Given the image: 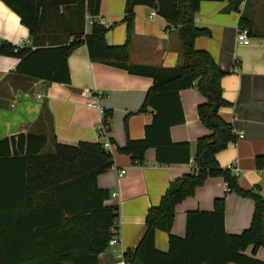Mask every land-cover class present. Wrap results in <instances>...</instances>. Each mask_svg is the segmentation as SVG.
Wrapping results in <instances>:
<instances>
[{"label":"trees","instance_id":"trees-1","mask_svg":"<svg viewBox=\"0 0 264 264\" xmlns=\"http://www.w3.org/2000/svg\"><path fill=\"white\" fill-rule=\"evenodd\" d=\"M29 29L32 47L0 41V55L21 59L18 72L36 79L70 83L69 57L86 44L90 59L150 76L154 82L140 111L152 108L153 119L141 139L127 137L119 147L136 164L145 161L148 149L156 150L160 165L189 163L191 145L174 142L171 128L185 122L180 91L196 86L206 98L198 115L209 130L197 140L190 172L172 180L159 204L149 208L146 231L135 248L123 253L125 264H264L256 256L264 248V197L257 190L238 185V177L220 165L217 154L236 142L232 124L220 115L230 105L223 95L226 75L212 55L195 46L208 34L195 23V14L204 0H127L125 21L132 25L134 6L143 4L164 17L168 28L179 31L183 64L156 67L130 62L128 43L111 45L109 27L88 18H97L102 0H2ZM247 27V25L242 24ZM110 113L104 124L110 130ZM47 137L20 133L0 139V264H96L114 237L117 205L105 203L111 196L98 185V176L114 164V156L101 142L70 145L56 142L45 151ZM258 169L264 167V153L256 156ZM222 176L232 191L254 199L251 224L240 233L226 230L224 197L214 200L212 210H190L186 233H172L176 205L195 194L209 177ZM169 233V249L156 247V232ZM253 246L252 254L245 253Z\"/></svg>","mask_w":264,"mask_h":264},{"label":"crops","instance_id":"crops-1","mask_svg":"<svg viewBox=\"0 0 264 264\" xmlns=\"http://www.w3.org/2000/svg\"><path fill=\"white\" fill-rule=\"evenodd\" d=\"M126 2L102 0L100 14L95 19L88 18L86 32H91L93 20L104 22L109 27L106 34L109 44L128 43L131 63L181 66L183 46L179 31L168 28L163 16L143 4L134 6L132 25L128 28ZM195 23L209 32L197 37L195 46L207 50L226 72L222 88L230 105L222 107L220 115L232 124L236 134L244 132V138L229 144L217 154V159L224 168L238 164L241 168L238 185L257 190L264 197V176L255 162L256 156L264 153V0H204L195 14ZM242 24L250 29L248 45L237 42L238 27ZM3 40L34 48L30 31L20 16L0 0V41ZM20 61L18 57L0 55V139L20 133L45 135L47 152L54 150L56 142L70 145L100 142L97 128L104 123V116L90 103L101 95L99 104L110 113L108 136L114 164L98 176V185L110 191L105 203L118 206L119 224L114 235L116 243L100 254L96 264H122L123 253L135 248L146 231L149 208L159 204L172 180L192 170L197 140L209 133L198 115V106L206 98L196 86L180 91L185 122L172 126L171 138L174 142L190 143L189 163L160 165L156 150L150 148L145 161L136 164L131 155L119 152L118 148L126 144L128 136L143 138L145 127L152 122V108L140 111L153 85L152 77L92 61L86 44L77 47L69 57V84L22 74L17 70ZM124 123L125 134L121 132ZM122 169L126 173L120 176ZM218 197L225 198V225L229 233H240L250 226L254 199L227 191L225 179L215 176L176 205L172 233L184 236L187 212L212 210ZM156 247L161 251L169 249V233L156 232ZM252 250L253 246H249L245 253L250 255ZM256 256L264 260V248H259Z\"/></svg>","mask_w":264,"mask_h":264},{"label":"built area","instance_id":"built-area-1","mask_svg":"<svg viewBox=\"0 0 264 264\" xmlns=\"http://www.w3.org/2000/svg\"><path fill=\"white\" fill-rule=\"evenodd\" d=\"M102 24L105 25L104 22H101ZM237 42L241 45H248L250 44L251 42V34H250V29L248 27H245V26H242L240 25L238 27V32H237ZM39 96H42L41 94ZM101 95H98L97 98H95V102H91L90 105H93V106H97L102 115L104 116L105 115V109L99 104V99H100ZM109 129L108 127L102 123L100 124V126L97 128V136L99 138H102V140L100 141L103 145V147L106 149V150H110L111 151V147H112V142L111 140L109 139ZM237 139H242L244 138V132L243 131H240L239 133H237ZM237 140V141H238ZM233 175L235 176H239L241 174V168L238 164H230L228 167H227ZM260 172L262 173V175L264 176V167L259 169ZM126 173V170L125 169H122L119 171V175L120 176H123L124 174ZM226 190L227 191H231V188L229 186V184L226 182ZM113 197L116 196V193H113L112 194ZM114 227H113V231L116 232L117 231V226L119 224V218H117L114 222ZM116 243V239L113 237L110 242H109V246H113L114 244ZM122 264H125L124 261H122Z\"/></svg>","mask_w":264,"mask_h":264},{"label":"rangeland","instance_id":"rangeland-1","mask_svg":"<svg viewBox=\"0 0 264 264\" xmlns=\"http://www.w3.org/2000/svg\"><path fill=\"white\" fill-rule=\"evenodd\" d=\"M102 124V123H101ZM118 127V126H117ZM116 129V124H115V128H114V130ZM121 132L123 133V134H125V132H126V125H125V123L124 124H122V126H121ZM113 150V149H112ZM112 248V247H111ZM110 247H109V249H111Z\"/></svg>","mask_w":264,"mask_h":264}]
</instances>
